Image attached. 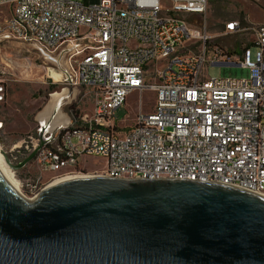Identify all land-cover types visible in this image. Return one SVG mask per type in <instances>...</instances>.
Listing matches in <instances>:
<instances>
[{
  "label": "built area",
  "instance_id": "1",
  "mask_svg": "<svg viewBox=\"0 0 264 264\" xmlns=\"http://www.w3.org/2000/svg\"><path fill=\"white\" fill-rule=\"evenodd\" d=\"M208 7L209 0H0V41L41 50L68 73L67 90L87 91L66 102L64 124L48 135L60 154L41 148L38 169L56 180L81 176V162L96 156L105 160L97 176L111 179L190 174V181L214 183L229 175L264 185V24H225L221 37L251 38L234 61L235 51L222 49L206 21L192 23ZM249 45L257 48L253 61ZM208 66L250 75L212 79ZM145 91L155 93L153 110L144 113L139 102L133 123L120 126L116 111ZM5 99L0 84V104ZM83 99L88 111L79 107ZM39 185L26 184V193L36 198Z\"/></svg>",
  "mask_w": 264,
  "mask_h": 264
},
{
  "label": "water",
  "instance_id": "2",
  "mask_svg": "<svg viewBox=\"0 0 264 264\" xmlns=\"http://www.w3.org/2000/svg\"><path fill=\"white\" fill-rule=\"evenodd\" d=\"M64 119L39 122L38 147L19 164L3 152L8 166L34 162ZM0 264H264V196L212 182L85 176L29 200L0 172Z\"/></svg>",
  "mask_w": 264,
  "mask_h": 264
},
{
  "label": "rangeland",
  "instance_id": "3",
  "mask_svg": "<svg viewBox=\"0 0 264 264\" xmlns=\"http://www.w3.org/2000/svg\"><path fill=\"white\" fill-rule=\"evenodd\" d=\"M231 20L245 26L264 24V0H209L205 16L194 17L192 23L200 26L206 21L208 33L217 38L224 51H235L232 55L236 61L241 56L242 47L250 43L251 38L248 35L221 37L225 24ZM249 49L253 61L257 48L249 45ZM206 73L212 79H247L250 75L248 69L239 66H208ZM61 75L62 73L46 62L35 48L19 40L0 41V84L6 89L5 102L0 104V154L3 156L4 152L11 164H19L33 152V146L39 139L40 114L44 112L52 95L67 90L63 79L55 80L53 77ZM69 92L70 95L62 106L63 116L68 113L69 105L67 106L66 102L73 93L77 95V102L87 93L82 88H71ZM139 102L142 103V111L150 113L154 107L155 93L145 91L142 94H131L126 106L116 111L120 126H130L133 123ZM75 103L73 101V104ZM90 105L87 99H83L79 107L88 111ZM52 111L53 109L48 111L49 116ZM87 161L89 164H85V160L81 162L87 167L81 172V176H97L105 166V160L101 157L94 156ZM12 172L20 183L23 196L29 200L33 198L25 192L26 184L39 182V186L44 190L56 181L55 175L42 173L35 161L21 170Z\"/></svg>",
  "mask_w": 264,
  "mask_h": 264
},
{
  "label": "bare ground",
  "instance_id": "4",
  "mask_svg": "<svg viewBox=\"0 0 264 264\" xmlns=\"http://www.w3.org/2000/svg\"><path fill=\"white\" fill-rule=\"evenodd\" d=\"M55 80H62L63 76H53ZM69 92V90H68ZM67 90H63L60 93H56L51 96V99L49 103L47 104L44 112L40 114V119L39 121L41 122L42 125L45 127H50L53 128L56 126L58 123H61L63 120V115L61 111L57 115L56 119L51 121V118L48 119V111L50 109H53L52 114L56 108L57 102L61 101L62 99H68L69 93ZM51 114V116H52ZM39 117V116H38ZM51 121V123H50ZM48 152H51L52 154H60V147L58 145H55V142H48ZM0 172L6 179V181L9 183V185L23 198L27 199L26 197L23 196L21 190H20V183L17 182L16 178L13 176V172L11 168L8 166L6 163L5 159L3 158L2 154H0ZM80 176H71V177H65L56 180L54 183L63 181V180H68L72 178H78ZM82 177V176H81ZM85 177V176H83ZM168 179H183V180H190V174H173L172 176H168ZM214 183H220V184H226L230 186H237L240 189L247 190L252 193H259L261 196H264V185H254L253 181H245L243 178H232L230 179L229 175H220L217 176V178H214ZM26 192V190H25Z\"/></svg>",
  "mask_w": 264,
  "mask_h": 264
}]
</instances>
